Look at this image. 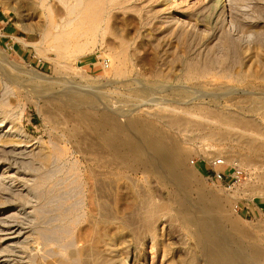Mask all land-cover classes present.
<instances>
[{"label": "rangeland", "instance_id": "rangeland-1", "mask_svg": "<svg viewBox=\"0 0 264 264\" xmlns=\"http://www.w3.org/2000/svg\"><path fill=\"white\" fill-rule=\"evenodd\" d=\"M114 11L86 53L72 44L58 56L52 40H41L42 17L27 0H0L8 55L0 54V264H206L162 195L166 184L125 168L89 128L73 102L86 92L93 101L82 110L127 109L177 138L193 189L224 200L232 246L247 257L264 251V152L261 159L249 147L255 133L264 139V0H123ZM173 14L185 28L171 26ZM215 157L226 162L214 165ZM236 168L244 171L238 181ZM141 188L155 197L152 218L141 213ZM11 223L22 224L14 244L5 238Z\"/></svg>", "mask_w": 264, "mask_h": 264}, {"label": "bare ground", "instance_id": "bare-ground-1", "mask_svg": "<svg viewBox=\"0 0 264 264\" xmlns=\"http://www.w3.org/2000/svg\"><path fill=\"white\" fill-rule=\"evenodd\" d=\"M27 1L29 3L30 9L39 13L42 17L43 27L41 28V31H40L41 40L42 41L45 39L52 40V42L55 45V48L57 49V55L58 56L62 54L63 49L70 47L72 44L80 45V47L78 46L79 47V51H78L79 53H82V54L86 53V49L83 47L84 44L90 43V42H95L100 36L103 37L106 33L107 26L110 25V24H108V22H109L110 18L113 16V14L115 12L114 10L119 9L120 7L123 6V0H27ZM201 1L202 0H200V2ZM204 1H206V0H204ZM158 2H157V4H158ZM167 3H168V1L166 2V4ZM160 4H161V2H160ZM150 5H152V4L150 3ZM160 8H162V7H160ZM137 9H138V7H137ZM158 10H160V9L157 8L156 11H158ZM167 11H168V9H167ZM116 12H118V11H116ZM163 12L164 11H162V14H163ZM167 13H169V11ZM148 14H150V13H148ZM145 16H146V14H145ZM156 17H158V16H156ZM143 19H145V17ZM184 19H185V17H184ZM195 20H198V19H195ZM183 21L184 20L181 19L180 17L176 16V14H173L170 16V20H168V22H170V23L174 22L175 24L171 23L172 25L169 24V27H170V25L171 26L177 25L180 27V29H182V27H184V25H185V24L182 25ZM171 28H173V27H171ZM171 28L169 29L170 31H171ZM175 29L176 28L174 27L173 30H175ZM172 31H171V33H172ZM177 31H178V33H180L179 30H177ZM183 32H184V30L182 31V33ZM0 54L5 56L6 58H8V55L6 54V52L1 47H0ZM144 88L145 87H143V89ZM139 90H140V88H139ZM79 91H78V93H79ZM85 91H87V90H85ZM90 91H93V90H90ZM71 92H69V93H71ZM73 92H74V90H73ZM73 92H72V94L77 93L76 91L74 93ZM65 94L66 93L64 90V95ZM91 95H92L91 93L86 92L79 97L75 96V98H73V102L77 105L78 111H80V114L82 115V117L88 120L89 128H91V130H93L96 134L99 135L100 141L102 142L103 148L105 150L112 152L114 155L120 157V160L121 159L123 160L122 163H124L125 168L132 170V171H138L139 172L140 170H142L143 172L147 171L151 174H155L157 178H159L162 182H164L166 184L165 190L162 189L161 193L173 205V206L172 205L171 206L174 208L175 217H177L178 219H180L183 222L186 229L189 231V233L194 238L196 244L198 245V247L201 251L202 257L205 260L204 262L206 264H248V263H250V264L251 263L252 264H264V251L260 250V248H258L259 250H255L252 254H250L247 257V256H244V254L238 252L235 249V246L233 247L232 244L229 242V240L227 239V237H228L227 231L228 230L226 231V227H227V225H229L230 221H229V217L227 215L225 202L220 197H214V195L212 196L211 193L206 192L205 189H203L200 186H197V187H195V189H193V185L189 181L190 176L188 178V174H187V170H186L189 158L187 157L185 150L181 147L179 140H177V138L172 137L171 135L164 132L162 129L158 128L157 126H155L153 124H150L149 122L143 120L142 118L133 117L132 116L133 111H128L127 109H126V111H121V112H123L122 113L123 115L120 114L121 113L120 111H118V110L113 111L111 108H108L103 104L102 105L105 106L104 108H102L103 106H101V108L99 107L101 104L100 105L89 104L88 105L89 109L82 110L83 108H81L82 106L80 104H82V103L84 104L86 102L91 103L93 101L92 97L94 96V95L93 96H91ZM65 98L67 99L68 97H65ZM100 99H101V97H100ZM97 100L100 101L99 99H97ZM79 105H80V107H79ZM69 106H71V105H69ZM84 107H87V106L85 105ZM165 108H168V107H165ZM119 109H121V108H119ZM173 109H174V107H173ZM189 109H191V108H189ZM168 112H170V111H168ZM205 113H207V112H205ZM120 115L123 116V122H121L122 117H120ZM171 116L169 117V122H171L170 125H172V124L174 126L178 125L177 122H174L171 119ZM154 118H156V117H154ZM164 118L166 120H168V117L164 116ZM211 119H212V117H211ZM221 119H222V117H221ZM221 119H219V120H221ZM179 120L181 123L182 122L181 119H179ZM208 120H206V122ZM223 120H222V122H223ZM238 121H237V123H238ZM190 122H192V121H190ZM193 123H195V122H193ZM218 123H220V122H218ZM218 123L216 124L213 122L214 125L215 124L218 125ZM213 124H212V126H213ZM198 125H199V123L196 126H198ZM207 126H209V125H207ZM216 127H219V126H216ZM210 128H212V127L210 126ZM210 128H209V130H210ZM212 130H213L212 135L214 136L215 135L214 133H217V132H215V129H212ZM229 131H231V130H229ZM218 132H220V133H217V135L219 134L221 138H223L225 136L224 134H227L224 132L221 133V131H218ZM244 133H245V130H244ZM222 134H223V137L221 136ZM75 135H77V133ZM75 135H73V136H75ZM231 135H232V133H231ZM234 135H236V134H234ZM243 136H244V134H243ZM260 136H262V138H263L262 134H259V133L256 134L255 133L249 141V144H250L249 147L251 146L252 147L251 149L252 150L254 149L253 151L256 152L255 153L256 155L263 156L262 153L264 152V142H263L264 139L261 140ZM246 137H244V138H246ZM217 139H218V137H217ZM245 140H248V139H245ZM97 143H99V142H97ZM93 144H95V143H93ZM245 144H247V143H245ZM90 145H92V144L90 143ZM98 145L100 146V144H98ZM101 148H102V146H101ZM101 148H100V150H101ZM93 151H95V150H93ZM103 151H101V152L105 153V151L104 152ZM101 152H99V153H101ZM259 152H262V153L257 154ZM94 153H97V152H94ZM261 156H260V158H261ZM219 158L220 157H215L212 161H215ZM247 159H249V158H247ZM261 159H263V158H261ZM223 160L225 163L226 160L224 158H223ZM112 161H114V160H112ZM192 162H194V161H192ZM248 162L249 163L252 162L251 164L255 165L256 167L261 166L260 162L253 160V159L248 160ZM141 187H143V186L141 185ZM147 188L146 189L145 188L140 189L141 190V192H140L141 196L140 197H141V201L143 204L142 208H141V210L143 209V211L141 213L143 214V212H144V214L148 216L149 213L153 211L152 210L154 208L153 205L155 204L153 202L154 201L153 199L155 197L153 199H151L152 197H150L151 196L150 195L149 196L150 199H147V197H146L147 196ZM96 189L99 190L98 188H96ZM149 189H150V187H149ZM134 191H135V189H134ZM94 192H96V191H94ZM137 192H138V190H137ZM193 193H195L197 195L196 201H193L191 199V195ZM136 196H137V194H136ZM138 202L139 201H137V203ZM133 203L135 204V201ZM99 205H101V204H99ZM135 205H134V207H135ZM157 206L159 208L160 205H157ZM157 206H155V207H157ZM167 207H169V206H167ZM129 208H131V207H129ZM157 211H158V209H157ZM159 211H161V207H160ZM133 212H135V211H133ZM155 213L156 212L154 211V214ZM149 216H150V218H152L151 215H149ZM143 218H144V216H143ZM159 220H160V218H159ZM159 220H157V221H159ZM148 222H149V220H148ZM153 223L155 224V221ZM236 223H237V221H236ZM19 224L15 223V224H12L11 226L8 227L9 232H6V234H5L6 240H9L11 243H13V241L15 239L17 240V238H19L21 236V234H22L21 230L22 229H20ZM6 225H9V224H6ZM20 225H22V224H20ZM145 226H146V224H145ZM160 227H161V225H160ZM236 229H237V227H236ZM181 236H182V234H181ZM10 242H9V244H10ZM145 259H146V257H145ZM163 261H164V259H163Z\"/></svg>", "mask_w": 264, "mask_h": 264}, {"label": "built area", "instance_id": "built-area-1", "mask_svg": "<svg viewBox=\"0 0 264 264\" xmlns=\"http://www.w3.org/2000/svg\"><path fill=\"white\" fill-rule=\"evenodd\" d=\"M103 65L104 67L108 68L110 66V61L108 58H105L103 60ZM195 163V162H194ZM224 163V160L222 158H219L217 160H215L213 162L214 165H220V164H223ZM244 175V171L240 168H236L235 169V172L233 173V178H235L236 181L240 180L242 178V176ZM216 176L221 180V181H224L226 180L227 178V175L225 173H222V172H217L216 171ZM263 210V215H264V207L262 208Z\"/></svg>", "mask_w": 264, "mask_h": 264}, {"label": "crops", "instance_id": "crops-1", "mask_svg": "<svg viewBox=\"0 0 264 264\" xmlns=\"http://www.w3.org/2000/svg\"><path fill=\"white\" fill-rule=\"evenodd\" d=\"M259 207H261V209L264 207V203H262Z\"/></svg>", "mask_w": 264, "mask_h": 264}]
</instances>
